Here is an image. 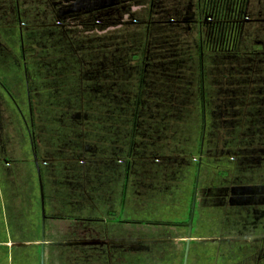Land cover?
Masks as SVG:
<instances>
[{
  "label": "crops",
  "instance_id": "crops-1",
  "mask_svg": "<svg viewBox=\"0 0 264 264\" xmlns=\"http://www.w3.org/2000/svg\"><path fill=\"white\" fill-rule=\"evenodd\" d=\"M61 4L1 77L0 264H230L264 239V34L209 52L189 22Z\"/></svg>",
  "mask_w": 264,
  "mask_h": 264
},
{
  "label": "flooded vegetation",
  "instance_id": "flooded-vegetation-1",
  "mask_svg": "<svg viewBox=\"0 0 264 264\" xmlns=\"http://www.w3.org/2000/svg\"><path fill=\"white\" fill-rule=\"evenodd\" d=\"M63 1L66 2L68 0L53 1V5L50 8L51 11L49 12L54 18H45L46 23L35 26L42 27L53 21L61 25L59 19L62 14L61 2ZM109 1L112 2V0ZM8 2L11 3L10 8L14 12V16L10 19L14 24H6L7 26L0 25V87L3 86V79L1 77L5 73L10 72V70L12 72V67L18 70V61L21 68L23 70L26 69V66L22 63V58H19V53L26 54L31 50L27 47L25 33H27L28 28L34 27L23 15L24 10L21 0H9ZM0 3L2 4V2ZM116 3L120 4V6L115 7L113 14L130 8L133 10L134 7L141 5L142 13L140 15H143L141 17L143 21L156 20L163 22V20L170 18L169 20L172 22H189L194 26H198L202 31L199 45L203 51L205 47L207 50L212 49L210 51H234L238 48V43L241 44L251 36L255 26L254 33L257 36L264 34V26H257L260 22H263L261 23L262 25L264 24L263 0H116ZM1 4L0 9L2 8ZM154 14L155 17L153 16ZM122 17L115 20L121 21ZM128 19H130L129 14ZM40 40H42V34ZM261 40L253 42L251 47L261 43L259 42ZM260 46L263 49L264 44L261 43ZM239 50H241V46ZM24 109L25 113H28V125L31 127L33 122L30 108L26 107ZM262 158L264 160V156ZM6 164L11 166L10 162ZM245 223L242 220L234 222L235 226L241 225L243 227ZM243 244L245 249L233 252L235 257L237 256V260L234 257V261L230 264H234L236 261L239 264H242V262L245 264H264V239L257 240L254 243L243 241Z\"/></svg>",
  "mask_w": 264,
  "mask_h": 264
},
{
  "label": "rangeland",
  "instance_id": "rangeland-1",
  "mask_svg": "<svg viewBox=\"0 0 264 264\" xmlns=\"http://www.w3.org/2000/svg\"><path fill=\"white\" fill-rule=\"evenodd\" d=\"M8 1L9 0H0V2H2V4L0 3L2 6V8L0 9V25H2V24L3 25L14 24V22L12 23L10 21V19L14 16V12L10 8L11 3H9ZM53 1L55 2L57 0H21L22 8L24 10L23 15H25L26 20H29V22L32 23L34 26L46 23L47 18H49V19L54 18V16H52L51 13L49 12V11H51L50 8L53 5ZM192 28L194 30L195 26L192 25ZM186 35L188 37L186 36L185 39H186V41H189V40H191L190 37H191V35H193V33H191V31H188V33H186ZM184 42H185V40H184ZM193 42L199 46L200 41L197 39V37L195 38V40L193 39L192 43ZM205 42H206V40H205ZM203 44L205 46L204 42H203ZM239 45H240V43H239ZM240 46H238V48H236L235 50H239ZM0 50H1V48H0ZM209 50H212V49L207 50L206 47L204 48V51H209ZM214 51H219V50H213V51H209V52H214ZM25 117H26L25 119L27 121H29L27 115ZM230 141H231V143H234L235 140H230ZM236 227L241 228L243 226L238 225ZM213 230H214V228H213ZM263 253H264V251H263ZM221 260H222V254H221L220 261ZM234 264H239V262L236 261ZM242 264H245V263L242 262Z\"/></svg>",
  "mask_w": 264,
  "mask_h": 264
},
{
  "label": "trees",
  "instance_id": "trees-1",
  "mask_svg": "<svg viewBox=\"0 0 264 264\" xmlns=\"http://www.w3.org/2000/svg\"><path fill=\"white\" fill-rule=\"evenodd\" d=\"M124 13H128L132 18H135L136 16H139L140 13H136L132 10V8L128 9V10H123ZM138 12V11H137Z\"/></svg>",
  "mask_w": 264,
  "mask_h": 264
},
{
  "label": "water",
  "instance_id": "water-1",
  "mask_svg": "<svg viewBox=\"0 0 264 264\" xmlns=\"http://www.w3.org/2000/svg\"><path fill=\"white\" fill-rule=\"evenodd\" d=\"M185 264H187V260H186V263Z\"/></svg>",
  "mask_w": 264,
  "mask_h": 264
}]
</instances>
